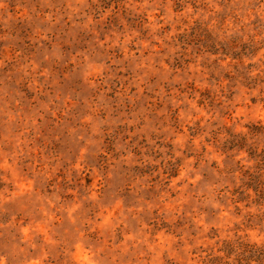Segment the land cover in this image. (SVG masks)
<instances>
[{"label":"rangeland","instance_id":"374dc122","mask_svg":"<svg viewBox=\"0 0 264 264\" xmlns=\"http://www.w3.org/2000/svg\"><path fill=\"white\" fill-rule=\"evenodd\" d=\"M0 264H264V0H0Z\"/></svg>","mask_w":264,"mask_h":264}]
</instances>
